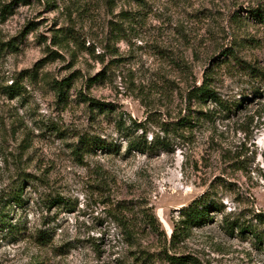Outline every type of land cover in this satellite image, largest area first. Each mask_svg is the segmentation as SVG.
I'll return each mask as SVG.
<instances>
[{
	"label": "rangeland",
	"instance_id": "rangeland-1",
	"mask_svg": "<svg viewBox=\"0 0 264 264\" xmlns=\"http://www.w3.org/2000/svg\"><path fill=\"white\" fill-rule=\"evenodd\" d=\"M254 11L264 0H0V213L23 232L0 227V264H264ZM204 77L227 110L188 104ZM143 135L158 151L128 152ZM81 136L110 150L77 155ZM205 193L220 210L183 229Z\"/></svg>",
	"mask_w": 264,
	"mask_h": 264
},
{
	"label": "trees",
	"instance_id": "trees-1",
	"mask_svg": "<svg viewBox=\"0 0 264 264\" xmlns=\"http://www.w3.org/2000/svg\"><path fill=\"white\" fill-rule=\"evenodd\" d=\"M8 7V6H7ZM255 17L260 21V23L264 24V14H262L260 11H254ZM208 78L204 77L201 84L198 86L192 85L188 92L186 93V100L189 103L192 101L201 104L206 102H211L215 104L216 106H219L222 111L227 110L226 106L221 102V100L217 97L216 93L210 89V86L208 84ZM63 83L60 85H57L58 87V93L62 90ZM20 88H16L15 86L8 87L6 89V94L9 97H15L20 95ZM199 120V118H197ZM185 123V126L188 127V124L190 123V119H182L181 122ZM134 127H141L140 125L136 124V122H133ZM119 127V124H118ZM141 129V128H140ZM144 133V132H143ZM128 137V136H126ZM143 140L135 139L129 141L128 144V152H137V153H155L158 151L160 145L155 144V142H148L145 139V135L142 136ZM109 145L101 143V141L95 140L93 138H88L86 136H81L78 140V144L74 149V153L77 155H80L81 153H87L92 152L95 149L97 150H110L108 148ZM209 194L205 193L204 195H201L200 197L194 199L192 202H190L188 205L184 206L180 212L181 215L184 217V220L182 221V227L185 229L187 226H193L197 227L200 225H203L204 223L208 222L211 218H209L210 210L218 211L220 210L218 204L211 201L209 199ZM13 202H16L18 204L20 201V195L16 194L12 198ZM52 205V204H51ZM6 216L3 213H0V227L8 228V232L10 234H17V235H23V232H21L19 228V224L10 225L6 223ZM257 218H261V216H257ZM259 221L261 219H258ZM239 227L240 232L249 231L250 227H240L237 223H230L228 225V229L230 233L233 232V227ZM251 233H254L252 230H250ZM255 234V233H254ZM35 242L39 246H46L51 241V235L49 231L46 230H37L35 234L31 235ZM171 264H184L183 259H174L169 256L166 257Z\"/></svg>",
	"mask_w": 264,
	"mask_h": 264
}]
</instances>
